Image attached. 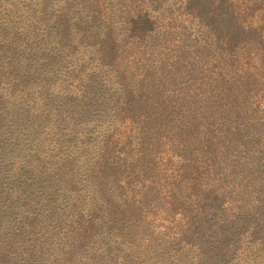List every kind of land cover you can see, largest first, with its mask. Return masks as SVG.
Segmentation results:
<instances>
[{"label": "trees", "instance_id": "16d2710c", "mask_svg": "<svg viewBox=\"0 0 264 264\" xmlns=\"http://www.w3.org/2000/svg\"><path fill=\"white\" fill-rule=\"evenodd\" d=\"M1 1L6 156L2 137L24 112L5 86L24 61ZM37 13L44 26L33 43L47 47L28 55L39 68L75 82L90 75L112 100L88 187L58 170L70 200L76 191L90 200L58 235L62 264L139 260L143 232L176 253H157L156 264H251L237 242L256 227L261 242L249 249L264 258V0H42ZM29 154L11 166L0 207L13 204L17 176L49 163L43 148Z\"/></svg>", "mask_w": 264, "mask_h": 264}, {"label": "rangeland", "instance_id": "374dc122", "mask_svg": "<svg viewBox=\"0 0 264 264\" xmlns=\"http://www.w3.org/2000/svg\"><path fill=\"white\" fill-rule=\"evenodd\" d=\"M2 1L6 22L9 25L11 20V26L15 28L13 47L20 51L24 61L19 66L18 77L5 86L8 97L15 98L19 111L24 114L19 117L20 125L10 122V128L2 137L1 145L8 153L6 156L0 154L3 194L10 189L7 183H12L11 166L17 167L21 159L30 160L32 149L43 148L49 163L37 166L34 162L22 176H17L19 188L12 193L13 204L0 207V264H62L58 235L64 236L74 205L90 200L86 194L77 197L80 191H76L77 196L74 194L70 200L60 183L58 170L66 168L72 178L80 174L77 186L83 190L88 187L94 150L101 145L112 120V100L94 91L95 84L90 75L83 74L75 82L73 76L63 71H43L28 55V52L34 54L40 47H47L33 43L36 35L40 38L44 26L37 13V4L42 0ZM95 81L104 89L103 81ZM11 151L14 157L10 155ZM260 229L256 227L254 234L252 228L245 229L238 235V252L246 251L251 264H264L262 253L256 254L254 250L261 242ZM139 238L143 252L141 259L135 255L127 259L113 257L109 264H156L157 253L163 257L176 254L166 247L160 250L162 242L158 235L150 237L143 232ZM253 246L251 251L249 248ZM178 258L182 259L180 255Z\"/></svg>", "mask_w": 264, "mask_h": 264}]
</instances>
